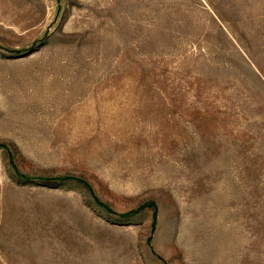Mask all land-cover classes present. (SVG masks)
I'll list each match as a JSON object with an SVG mask.
<instances>
[{
    "label": "rangeland",
    "instance_id": "374dc122",
    "mask_svg": "<svg viewBox=\"0 0 264 264\" xmlns=\"http://www.w3.org/2000/svg\"><path fill=\"white\" fill-rule=\"evenodd\" d=\"M0 264H264V0H0Z\"/></svg>",
    "mask_w": 264,
    "mask_h": 264
}]
</instances>
